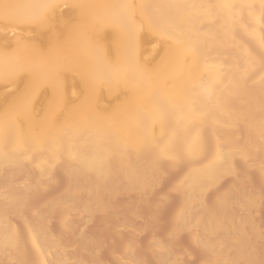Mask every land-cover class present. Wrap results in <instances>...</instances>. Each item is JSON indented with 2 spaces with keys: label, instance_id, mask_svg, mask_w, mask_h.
Returning <instances> with one entry per match:
<instances>
[{
  "label": "bare ground",
  "instance_id": "obj_1",
  "mask_svg": "<svg viewBox=\"0 0 264 264\" xmlns=\"http://www.w3.org/2000/svg\"><path fill=\"white\" fill-rule=\"evenodd\" d=\"M263 215L264 0H0V264H264Z\"/></svg>",
  "mask_w": 264,
  "mask_h": 264
},
{
  "label": "rangeland",
  "instance_id": "obj_2",
  "mask_svg": "<svg viewBox=\"0 0 264 264\" xmlns=\"http://www.w3.org/2000/svg\"><path fill=\"white\" fill-rule=\"evenodd\" d=\"M165 186H166V184H162L161 185V189H163ZM162 214H163V219L165 218L164 225H166L168 223L166 221V219H168V216H170V209L168 211H166V210L163 211ZM262 217H264V215ZM136 223H137V221L134 223V225L136 227H139L140 225L138 223L137 224ZM149 237L150 236H149L148 233H145V232L141 233L140 236L136 240V241H138L139 246L135 247L134 252H135V254H137L139 256H143L142 258L145 260V264H156L154 262L153 258L151 256H149L148 254H146L145 251H144L145 245L147 244V240L149 239ZM157 238H158L157 240L159 242L162 241V240L160 241L161 238L160 239H159V237H157ZM183 242H185V241H183ZM124 244H125V242L123 241V239H117V241H115L112 244L111 250L114 252L115 255H122V248H123ZM181 245H182L181 248H180L181 250L184 249V251H187V252H189L190 255H193V259H194L193 261L198 260V258H199L198 256L199 255L196 254V252H194L192 250V248L188 245L187 241L185 243L181 244ZM99 251L100 252H98V253H100V255L98 254L99 256L97 257V260L105 261V262L110 263V264H119L118 262L112 261L110 259L109 254H108L109 252H107V249H104L103 247H101L99 249ZM112 251H110V252H112ZM83 260L84 261L86 260L85 257H83Z\"/></svg>",
  "mask_w": 264,
  "mask_h": 264
}]
</instances>
